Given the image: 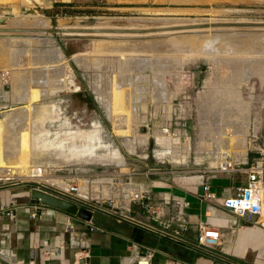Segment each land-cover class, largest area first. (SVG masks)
I'll return each mask as SVG.
<instances>
[{
    "label": "rangeland",
    "instance_id": "rangeland-1",
    "mask_svg": "<svg viewBox=\"0 0 264 264\" xmlns=\"http://www.w3.org/2000/svg\"><path fill=\"white\" fill-rule=\"evenodd\" d=\"M0 14L7 16L1 27L20 29L10 31L12 35L0 32V188L30 182V168L43 166L57 176L74 168L82 185L86 178L94 179L96 183H88L91 194L99 185L106 196L121 198L123 191L139 196L152 186L142 182L145 178H170L172 172L187 170L183 162L194 156H204L205 164L203 151L219 150L217 137L224 127L234 141L244 139L241 148L226 151L245 156L247 164L240 167L258 158L264 161V0H8L0 3ZM28 20H41L43 25L27 24ZM194 22L213 28L131 37L61 32L66 26L146 28ZM50 28L54 30L49 32ZM134 41L139 44L135 52L120 47ZM77 56L85 57V62L77 64ZM135 60L143 61L144 68L136 67ZM119 62L127 70L121 75L128 79L124 88L116 75ZM66 70L75 86L58 90L53 82H66ZM160 78L165 91L173 92L172 99L167 96L170 101H159L152 93ZM105 93L109 98L103 99ZM34 107L43 112L24 114ZM62 116L80 120L85 128L100 122L104 142H112L119 153L92 146L100 140L97 131L75 130L69 138L57 134L54 140L50 135ZM165 127L168 133L162 131ZM116 128L126 133H117ZM235 129L240 132L235 134ZM86 132L87 137L82 134ZM172 133L188 137L182 151ZM161 136L171 138L178 159L171 152L161 154L165 148L158 140ZM80 141L88 144L81 149ZM239 172L232 175L234 185L242 181Z\"/></svg>",
    "mask_w": 264,
    "mask_h": 264
},
{
    "label": "crops",
    "instance_id": "crops-1",
    "mask_svg": "<svg viewBox=\"0 0 264 264\" xmlns=\"http://www.w3.org/2000/svg\"><path fill=\"white\" fill-rule=\"evenodd\" d=\"M5 1L8 0H0V3ZM119 64L116 75L121 77L118 84L124 88L128 79L127 75L122 76L127 70L120 68L122 62ZM157 82L152 88L153 95L161 93L159 97L155 94L156 99L170 101L167 96L172 99L173 92H164L165 83L162 81L158 85ZM105 96L106 93L103 99ZM220 130L217 137L221 141L220 148L215 146L219 150H200L208 160L205 164L198 163L204 156L188 158L183 162L187 170L182 166L183 169L172 172L170 178L164 175L145 178L142 182L152 186L143 195L132 197L129 191H123L119 194L121 198L113 196L115 205H105L119 215L81 205L90 213V218L85 219L52 206L35 204L30 196L31 184L0 188V246L9 250L8 259L0 258V264H168L169 258L192 264H264V192L261 214L256 220H246L222 205L224 197L235 194L236 186L245 184V174L241 175L242 181L237 185H234V176L210 173L205 179L201 176V168L213 164L223 153L236 160H245V156L240 158L241 154L226 152L232 146L241 148L239 143H244V139L234 141L225 134V127ZM89 131L99 133L97 128ZM234 132L240 131L235 129ZM179 136L172 139L178 141V150L182 151L187 139ZM137 139L141 141L139 136ZM158 140L165 147L161 154L166 155L167 151L171 152L172 158H179L177 147H170L173 145L171 138L161 136ZM84 144L88 143L80 141L78 147L82 149ZM90 144L99 149L104 145L101 139ZM144 175L147 177L148 173L144 172ZM203 183L209 184L216 199L202 198ZM94 192L97 193L96 189ZM180 217L186 219L184 223ZM68 223L73 225L71 229H66ZM199 223L214 225L221 232L219 244L207 248L209 251L192 245L196 242ZM78 250L82 251V256L76 259ZM139 257L141 261L136 260Z\"/></svg>",
    "mask_w": 264,
    "mask_h": 264
},
{
    "label": "built area",
    "instance_id": "built-area-1",
    "mask_svg": "<svg viewBox=\"0 0 264 264\" xmlns=\"http://www.w3.org/2000/svg\"><path fill=\"white\" fill-rule=\"evenodd\" d=\"M162 131L164 133H168V128H162ZM172 134L176 138L180 137L176 133ZM181 137H183V139H188V137L184 135ZM201 160L203 161V159ZM202 161H198V163H202ZM246 164V160H236L223 153L218 158H216L213 164H208L201 168V176L204 178L208 173H210L217 174L219 176L232 177L233 173L236 171H240L245 174V184L236 186L235 194L224 197L222 199V205L240 218H244L246 220H256V216H259L263 209L264 162L258 163V161H256L254 164L240 167V165ZM67 171V175L63 174L57 176L51 172V169L47 170L43 168V166H32L29 170V174L27 175V178H29L27 180L30 181L28 183L33 185V188L42 189L43 191L64 199L81 201L85 203L84 206L89 209L100 210L119 215L107 208L105 204H109V206L115 205L114 199L111 196L104 195L103 192L98 188L99 185L95 187L97 194H91L90 190L88 189V183H94V179L90 182V179L86 178V185H82L74 177V168H70ZM101 179H96L97 183L102 184V182L99 181ZM11 184H21V182H15ZM202 192V198L204 199L214 200L217 198L216 194L210 190V186L207 183L202 184ZM144 193L145 190L140 191L139 196H141V194L143 195ZM179 220L184 223L186 219L184 217H180ZM72 227L73 225L68 223L66 229H71ZM162 233L171 236L166 232ZM220 236L221 232L218 227L206 223H199L196 242L192 245L209 251L207 248H211L219 244ZM81 253L82 251L80 250L76 251L75 258H80L82 256ZM7 254H9V250L0 246V258L8 259ZM136 260L141 261V257ZM167 262L168 264H192L177 258H169Z\"/></svg>",
    "mask_w": 264,
    "mask_h": 264
},
{
    "label": "bare ground",
    "instance_id": "bare-ground-1",
    "mask_svg": "<svg viewBox=\"0 0 264 264\" xmlns=\"http://www.w3.org/2000/svg\"><path fill=\"white\" fill-rule=\"evenodd\" d=\"M14 20V19H13ZM18 20V19H17ZM17 20H14L13 22H14V24H18L19 25V22L17 21ZM22 21V20H21ZM26 21V20H25ZM29 21V22H28ZM27 22H25V23H27V24H31L32 22L34 23L35 22V24H37V25H43L42 23H40V22H42L41 20L40 21H37V20H33V21H30V20H28ZM24 23V24H25ZM140 24H150L149 22H142V23H140ZM199 24H201V23H188V25L187 24H171V25H161V26H157V27H154V26H150V27H146L145 28V26H144V28L143 27H140V28H134L133 26V28L131 27H127V28H122V27H118V26H105V27H100V26H97V27H77V26H66L65 28H63V29H61L62 31V33L63 34H68V35H95V36H97V35H101V34H104V35H115V34H117V35H125V36H137V34H143V35H145L144 33H151V34H153V33H157V32H171L170 34H176V33H180V32H183L182 30H194V31H208V29H211V28H213L212 26H208V27H203V28H201L200 26H199ZM22 25H23V22H22ZM21 25V26H22ZM26 25V24H25ZM30 26V25H29ZM34 26V25H33ZM36 26V25H35ZM38 26V27H39ZM135 26V25H134ZM189 26H193V27H189ZM244 26V25H243ZM41 27V26H40ZM257 26H254V27H242L241 28V26H240V28L242 29V30H260V28L259 27H257ZM0 28H4V27H1V25H0ZM5 28H8V27H5ZM49 28V27H48ZM226 28V27H225ZM232 28V27H231ZM233 28H235V27H233ZM262 29H264V27H261ZM12 29H18V28H12ZM82 29H88V30H82ZM239 29V28H238ZM18 30H20V29H18ZM140 30H142V32H140ZM8 33H10V30H6ZM2 32V31H0L1 33H7V32ZM80 31V32H79ZM84 31V32H83ZM13 33H10V34H3V35H12ZM241 36V35H240ZM234 37H236V36H234ZM242 37V36H241ZM248 37V36H247ZM238 38H239V36H238ZM246 38V37H245ZM251 38H253V37H251ZM259 38V37H258ZM258 38H256V39H254L255 41L258 39ZM235 39V38H234ZM234 39H232V40H234ZM237 39V38H236ZM240 39H244V37L243 38H239V40ZM249 39V38H248ZM247 39V40H248ZM253 39H251V41L253 40ZM228 40V39H227ZM229 41H231V39H229ZM250 40H248V42H249ZM258 41V40H257ZM131 42V41H130ZM125 43V44H122L120 47H124V48H126L127 50L126 51H128V52H132V51H137L138 50V48H139V44L137 43V42H133V43ZM194 42V41H193ZM228 42V41H227ZM232 42H234L235 43V40L234 41H232ZM231 42V43H232ZM242 42V41H241ZM240 41H239V43H241ZM245 42V41H244ZM148 43V42H147ZM230 43V42H229ZM228 43V44H229ZM230 43V44H231ZM234 43H232L233 45H234ZM236 43H238V40H237V42ZM252 43H254L253 41H252ZM257 44V43H256ZM140 45H141V43H140ZM143 45H144V43H143ZM142 45V46H143ZM149 45V44H148ZM240 45V44H239ZM260 45V44H259ZM109 46H111V47H113L114 46V44H110ZM261 46V45H260ZM144 47H146V46H144ZM141 48V47H140ZM143 49V48H142ZM146 50V49H145ZM56 57H54V59H55ZM85 57H83V56H77L76 58H75V62L77 63V64H82L83 62H85ZM125 62H127V61H125ZM127 64H129V63H127ZM134 64H135V66L136 67H141L142 65H143V68H144V66H145V63H143V61H141V60H138V61H134ZM127 66V65H126ZM128 67V66H127ZM64 71V70H63ZM58 72V71H57ZM68 73V74H70V72L68 71V70H66L65 71V73ZM61 74V73H60ZM68 74H66L67 75V77H65V79H67V81L65 82V80H60V79H58V80H56L55 82H53V84L55 85V87H57V89L58 90H63L65 87H67V85L69 84V85H74L75 86V83H74V80H73V76H72V74H70V75H68ZM62 75V74H61ZM58 76V75H57ZM49 77V76H48ZM64 78V77H63ZM160 80H161V78H160ZM160 80H158V85L159 84H161L162 83V81H160ZM161 82V83H160ZM21 83V82H20ZM20 83H18V84H20ZM157 84H155V86H156ZM155 86H154V88H155ZM162 86V85H161ZM164 86V85H163ZM20 87V86H19ZM159 88H160V86H159ZM165 89V88H164ZM159 90H161V89H158L157 91H159ZM161 92V91H160ZM164 92H166V91H164ZM156 94V93H155ZM159 94H161V93H158V95ZM157 95V94H156ZM157 95V96H158ZM20 96V95H19ZM22 96H23V94H22ZM160 96H162V95H160ZM164 96V95H163ZM156 97V96H155ZM159 97V96H158ZM17 99H18V97H17ZM164 100V99H163ZM162 100V101H163ZM38 106H40V105H38ZM239 107H242V106H239ZM240 109V108H239ZM240 111V110H239ZM25 112H26V115L27 114H29V113H41V112H43V109L41 108V107H34V108H29V109H27L26 111H24V114H25ZM248 112H249V109H248ZM241 115V114H240ZM25 116V115H24ZM21 117V116H20ZM18 118H19V116H18ZM24 118V117H23ZM116 132L117 133H121V134H123V133H126L124 130H121V129H117L116 128ZM116 133V134H117ZM82 134H86L85 136L87 137L88 136V134H87V132L86 133H82ZM91 134H94V133H91ZM70 137V136H69ZM69 137H67V138H69ZM89 137H90V135H89ZM72 138V140H74L75 138H74V136H72L71 137ZM80 138V137H79ZM81 138H84V136L83 137H81ZM159 139V138H158ZM162 139V138H161ZM160 139V140H161ZM165 139H167V138H165ZM169 139V138H168ZM76 140V139H75ZM3 141V140H2ZM164 141V140H163ZM166 141V140H165ZM169 141V140H168ZM45 143V142H44ZM60 143V142H59ZM163 142H161V144H162ZM165 143V142H164ZM167 143V142H166ZM11 144V143H10ZM45 144H47V143H45ZM74 144V143H73ZM77 147V146H76ZM75 148V147H74ZM73 148V149H74ZM74 152V151H73ZM73 152H71V154L70 155H72V153ZM76 152V151H75ZM23 153V152H22ZM15 154V153H14ZM117 154V153H116ZM29 156V155H28ZM18 157V156H17ZM5 158V157H4ZM16 158V157H15ZM86 158V157H85ZM89 159V158H88ZM78 160V159H77ZM23 161H24V159H23ZM22 161V162H23ZM25 161H26V159H25ZM80 161V160H79ZM26 162H29L28 160L26 161ZM44 163V162H43ZM14 164V163H13ZM23 166V165H22ZM25 166H27V165H25ZM27 168H25V169H23L22 171L24 172V171H27L26 170ZM13 173V172H12ZM24 175H25V173H24Z\"/></svg>",
    "mask_w": 264,
    "mask_h": 264
},
{
    "label": "water",
    "instance_id": "water-1",
    "mask_svg": "<svg viewBox=\"0 0 264 264\" xmlns=\"http://www.w3.org/2000/svg\"><path fill=\"white\" fill-rule=\"evenodd\" d=\"M7 10L11 11L12 8L9 6L7 7ZM6 22H7V16L0 14V25L3 26ZM6 30L17 31L18 29L0 28V31H6ZM53 30L54 29L52 28L48 29L49 32H52ZM82 30H88V29H82ZM140 130L141 132H146L145 127H141ZM181 139H183V137H181ZM13 185H17V184H11L8 186H13ZM8 186H4V187H8ZM30 196L35 204L40 203L42 205L52 206L54 208L60 209L72 215H78L85 219L90 218V213L85 208L80 207L81 205L84 206L85 204L81 201H72V200L64 199L38 188H32L30 190Z\"/></svg>",
    "mask_w": 264,
    "mask_h": 264
},
{
    "label": "flooded vegetation",
    "instance_id": "flooded-vegetation-1",
    "mask_svg": "<svg viewBox=\"0 0 264 264\" xmlns=\"http://www.w3.org/2000/svg\"><path fill=\"white\" fill-rule=\"evenodd\" d=\"M57 121L59 123L57 124V127L53 129V135H50L51 137L53 136L54 140H56L57 134H60L61 137H67L70 135L71 132L75 130L88 131L97 128L99 131L98 135L101 141L104 143V145L101 146V149H103L104 151L116 149L115 147H112L113 146L112 142L110 141L109 142L107 141L108 143L104 142V139L102 137L103 129L101 128L102 125L100 124V122L94 121L92 124H89L90 127L85 128L82 127L83 123L80 120L73 122L69 117L62 116Z\"/></svg>",
    "mask_w": 264,
    "mask_h": 264
}]
</instances>
